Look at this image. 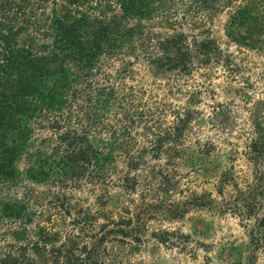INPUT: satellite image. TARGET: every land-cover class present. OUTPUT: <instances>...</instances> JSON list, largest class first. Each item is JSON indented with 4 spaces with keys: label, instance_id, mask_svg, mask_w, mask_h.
Instances as JSON below:
<instances>
[{
    "label": "rangeland",
    "instance_id": "374dc122",
    "mask_svg": "<svg viewBox=\"0 0 264 264\" xmlns=\"http://www.w3.org/2000/svg\"><path fill=\"white\" fill-rule=\"evenodd\" d=\"M228 2L216 13L175 0L170 24L142 22V34L77 87L72 126L104 155L96 169L65 178L52 164L47 181H32V154L65 148L63 129L33 124L19 175L0 181V257L45 229L59 235L53 245L98 264H264V34L237 45L229 21L246 0ZM174 33L186 38V68L159 60L157 38ZM205 40L215 43L209 56ZM101 90L113 94L106 106L96 103ZM4 203L25 205V215L4 217Z\"/></svg>",
    "mask_w": 264,
    "mask_h": 264
},
{
    "label": "trees",
    "instance_id": "16d2710c",
    "mask_svg": "<svg viewBox=\"0 0 264 264\" xmlns=\"http://www.w3.org/2000/svg\"><path fill=\"white\" fill-rule=\"evenodd\" d=\"M224 1L191 0L190 8L218 13ZM174 3L175 0H0V181L12 182L19 175V160L31 147L32 126L38 121H51L55 129H63L60 137L65 148H56L50 156L32 154L34 164L27 170L32 181H47L52 164L65 178L84 176L91 166L96 169L104 155L95 141L72 126L77 119L72 109V98L79 93L77 87L89 86L103 57L115 55L125 39L142 34V22L158 15L160 19L168 18L170 24L168 16ZM129 21H136L135 26L127 25ZM229 23L228 36L237 45H257L264 34V0H246ZM157 39L164 51L159 59L162 64L169 65V69L187 67L191 54L183 33ZM214 46V41L205 40L199 45L200 52L209 56ZM101 93L96 103L106 106L113 94L104 90ZM96 118L85 113L88 121ZM77 121L81 123V117ZM2 212L6 218H22L26 207L4 203ZM258 228L260 236L256 240L264 251V218L259 220ZM21 234L16 233L14 239L20 240ZM58 239V234L40 229L36 240L19 246L17 253L3 254L0 264H98L97 259L91 261L89 254L76 255L72 244L67 248L65 244L53 245Z\"/></svg>",
    "mask_w": 264,
    "mask_h": 264
}]
</instances>
